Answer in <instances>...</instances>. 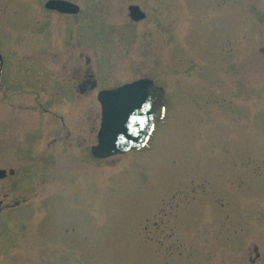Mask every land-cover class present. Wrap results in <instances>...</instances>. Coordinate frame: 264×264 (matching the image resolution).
Here are the masks:
<instances>
[{"label":"rangeland","instance_id":"1","mask_svg":"<svg viewBox=\"0 0 264 264\" xmlns=\"http://www.w3.org/2000/svg\"><path fill=\"white\" fill-rule=\"evenodd\" d=\"M46 1L0 0V264H264V0ZM88 59L167 89L151 147L93 158Z\"/></svg>","mask_w":264,"mask_h":264},{"label":"water","instance_id":"2","mask_svg":"<svg viewBox=\"0 0 264 264\" xmlns=\"http://www.w3.org/2000/svg\"><path fill=\"white\" fill-rule=\"evenodd\" d=\"M46 7L65 14L80 12L78 5L64 0H50ZM129 11L134 21L146 18V13L137 5L130 6ZM159 91L152 81L141 80L101 93L103 118L98 145L93 147L95 157L108 158L146 145L158 116L155 99ZM10 174H15V171L11 170ZM7 175L6 170H0V179Z\"/></svg>","mask_w":264,"mask_h":264},{"label":"flooded vegetation","instance_id":"3","mask_svg":"<svg viewBox=\"0 0 264 264\" xmlns=\"http://www.w3.org/2000/svg\"><path fill=\"white\" fill-rule=\"evenodd\" d=\"M48 1H50V0H48ZM48 1L45 2V7H46V4L48 3ZM50 11L57 12V11H54V10H50ZM57 13L63 14V13H60V12H57ZM67 15H69V14H67ZM75 15H78V14H75ZM89 60L90 59H88L87 66L85 68L82 67V68L74 69L73 71H71L72 74H73L72 81L75 82V85H76L75 87H76L77 91L80 93V95L86 96V95H89V94H96V98L98 100L100 92H102L104 90H112V89H115V88H117V87H119V86H121L123 84L129 83V82H125V83H121V84H119L117 86H113V87H105V86H103L102 85L103 82L101 81L103 79L102 78V76H103L102 72L103 71H100V74L97 73L96 71H94V69L90 65L91 63H90ZM4 72H6V67L5 66L2 68V75H0L1 76L0 80L5 77V76H3ZM4 75H5V73H4ZM143 78H148V77H142L141 79H143ZM139 79H137V80H139ZM133 81H136V80H133ZM100 108H101V105H100ZM48 112H51V111L45 110L46 114H48ZM55 116H58V115H55ZM60 119H61V122L63 121L64 126H66V122H65L64 117L57 118V122H59ZM3 206H4L3 208L6 207L5 204H4V201H3Z\"/></svg>","mask_w":264,"mask_h":264}]
</instances>
